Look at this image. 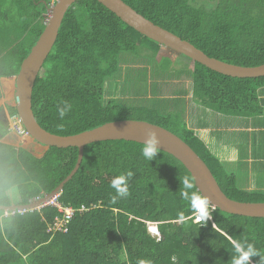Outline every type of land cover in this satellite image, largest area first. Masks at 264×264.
<instances>
[{
	"label": "trees",
	"instance_id": "trees-1",
	"mask_svg": "<svg viewBox=\"0 0 264 264\" xmlns=\"http://www.w3.org/2000/svg\"><path fill=\"white\" fill-rule=\"evenodd\" d=\"M123 1L210 57L241 66L264 63V0H215L213 7L195 0ZM50 2L0 0V78L17 74L44 28ZM159 46L98 1L77 0L65 13L33 86L37 122L51 133L72 135L113 120L149 121L188 143L228 197L264 202V189L238 186L234 174L194 133L193 124L182 119L184 109L167 110L161 102L166 98H149L146 89L138 93L143 102L115 97L126 90L116 80L121 62L151 60L153 86L163 83L158 82L162 74L164 81L176 83L184 73L189 81L184 96L215 112L244 116L256 112L264 76L231 77L195 61L173 67L169 56L155 58ZM141 49L150 53L141 54ZM139 69L127 79L129 88L137 78L147 85V75ZM65 103L71 108L61 118L59 108ZM16 113L14 105H7L8 116ZM9 132L0 108V205H24L50 193L67 177L78 149L48 146L38 157L1 141ZM143 146L123 139L85 145L79 168L58 191L59 201L76 209L67 230L53 229L60 213L48 205L23 212L0 209V264H232L237 244H252L259 255L251 257L250 264H264L263 217L214 207L211 219L194 222L191 201L180 195L184 177L193 184L189 193L200 195L189 171L160 149L155 159L146 160ZM128 172L129 194L118 197L112 181ZM82 205L85 211L79 210ZM148 223L155 224L157 235Z\"/></svg>",
	"mask_w": 264,
	"mask_h": 264
},
{
	"label": "water",
	"instance_id": "water-1",
	"mask_svg": "<svg viewBox=\"0 0 264 264\" xmlns=\"http://www.w3.org/2000/svg\"><path fill=\"white\" fill-rule=\"evenodd\" d=\"M77 0H55L48 6V17L43 30L31 46L28 54L21 61L14 81V106L20 116L24 128L34 141L58 148L77 147L76 163L70 173L50 193L45 194L39 200L28 204L0 205V209L30 210L46 201L55 192L63 188V185L73 176L79 168L83 157L85 145L102 140H127L143 144L147 133L151 130L157 132L160 138V150L165 151L179 160L189 171L194 185L200 195L209 204L222 211L264 218V202H244L231 199L218 185L211 170L195 150L170 130L140 119H119L103 123L89 130L72 135H58L44 129L36 120L32 109V90L46 57L52 49L58 36L59 27L69 7ZM113 12L128 26L146 36L150 40L165 46L192 61L198 62L218 73L239 78H254L264 76V63L256 66H241L221 61L210 57L202 50L194 46L188 40L182 39L173 32L153 23L145 16L137 12L123 0H96Z\"/></svg>",
	"mask_w": 264,
	"mask_h": 264
},
{
	"label": "crops",
	"instance_id": "crops-1",
	"mask_svg": "<svg viewBox=\"0 0 264 264\" xmlns=\"http://www.w3.org/2000/svg\"><path fill=\"white\" fill-rule=\"evenodd\" d=\"M14 81L15 76L0 78V86L2 84L1 89L2 92L5 90L6 98L14 92ZM257 98L256 112L244 116L222 115L193 101L189 107L192 106L193 115L200 108L201 118L188 115L185 120L189 125L193 124L194 133L223 164L225 170L234 174L238 186L247 190L264 189V86L259 88ZM203 117L206 118L204 121ZM9 134L1 141L13 144L8 139ZM32 141L34 144H31ZM32 141L31 149H34L29 151L41 156L47 147Z\"/></svg>",
	"mask_w": 264,
	"mask_h": 264
},
{
	"label": "rangeland",
	"instance_id": "rangeland-1",
	"mask_svg": "<svg viewBox=\"0 0 264 264\" xmlns=\"http://www.w3.org/2000/svg\"><path fill=\"white\" fill-rule=\"evenodd\" d=\"M54 1L55 0H51V2L49 3V6H51ZM195 2L197 4L207 3V7H213L215 0L213 2H212V0H195ZM208 4H209V6H208ZM46 14L48 16L49 13H46ZM140 52H141V54H147L148 55L150 53V50L149 49L148 50L147 49H141ZM162 56H169L172 59L171 60V66H173V67L176 66L177 62H179L180 66L184 65V63L189 64V65L192 64L191 59H189V58H187V57H185V56H183V55H181V54H179V53H177V52H175L169 48H166L165 46L160 45L157 52L155 53V58L159 59ZM143 63L147 64V65L144 66ZM152 64H153V61H151V60H150V63L147 60H142V61L137 62V63L132 62V61L131 62H121V71H120V74H118L119 76H117L118 78H116V80L118 82V86L120 88H122V89L124 88L126 90H125V93L124 92L117 93L115 95V97L120 98V99H125V98L130 97L132 100H129V101L138 100V98H140V102L141 101L143 102V100H141V97L139 96L141 94H138V93H141L142 91H144L146 89L147 95L149 98H152L153 96H154V99L156 96L157 97L160 96L161 98H166V99H163L161 102L165 103L164 108H167V110H178V111H180V109H181V111H183V109H184L182 119L186 120V117L188 115H191L192 117L195 115L196 119H200L201 118L200 108L197 109L196 113L193 115V108H192V106L189 107V104L191 105L193 103L192 97L184 96V94H186L185 92L187 91L184 87L186 86V84L189 83V81H187V79L185 77V74L184 73L181 74L179 76V77H181L180 80H176L175 81L176 83H174V81H170L171 79L170 80L166 79L164 81L163 78L166 75L163 76V74H162V76H160V77H163V78L158 82H163L166 85H168L169 87L166 88L163 83L157 84L156 86H153L152 85L153 81L150 79V75H149L151 72H153ZM139 67H140L139 70L141 71V73L147 75V82H146L147 85H145V83H143L140 78H137L135 82H132L131 88H129L128 87L129 83L126 81H127V79L129 80L131 78L130 77L131 75L136 73V69ZM167 73L168 72H166L165 74H167ZM138 76H140V75H138ZM133 79H135V77H133ZM130 84H131V82H130ZM1 86H2V84H1ZM2 88H3V86H2ZM107 89L109 90L108 92L106 91L107 96H108V94H110L111 91H110L109 86L107 87ZM126 92H128V93H126ZM132 92H135L138 95L137 96L133 95ZM2 94H3V97L0 98V108H2L3 115L6 117L7 124L9 125V118H8L9 116L7 115V105H14V96H13V94H10V95H8L9 97L6 98L7 96L5 95V90H4V92H2ZM220 114L226 115L224 113H220ZM205 119H206L205 117L202 118L203 121ZM9 133L10 134H9L8 139L10 140V142L13 143L12 145H14V146L17 145L18 147H23V148H26L28 150L33 151L32 149H34V148L31 149V147H32L31 144H34V142L32 141L33 139L30 136H22L20 134L15 133V132H9ZM31 141L33 143L30 144ZM32 154L37 155V152H35V153L33 152ZM13 193H14V191H13ZM147 227L149 230L152 229L153 231H155L154 230L155 224L148 223Z\"/></svg>",
	"mask_w": 264,
	"mask_h": 264
},
{
	"label": "clouds",
	"instance_id": "clouds-1",
	"mask_svg": "<svg viewBox=\"0 0 264 264\" xmlns=\"http://www.w3.org/2000/svg\"><path fill=\"white\" fill-rule=\"evenodd\" d=\"M70 108L71 106L68 105L67 103H65L64 107L59 108L60 117L63 118L66 115V113L70 110ZM143 144L144 146L142 148V156L148 161L155 159L158 154V149H160L159 146L160 138L158 137L157 132L155 130L149 131L147 133V137L143 142ZM131 176L132 173L128 172L127 177L125 175H120L113 179L111 186L116 190L118 197H126L129 194L126 180ZM190 179H191L190 177H184L183 180L180 181L183 184V189H184L180 192V195L184 199L190 200L193 209L197 211L201 216L207 217L208 215L207 204L209 203L199 194L189 193L188 190L193 188V184L190 182ZM116 198L117 197H113V201H115ZM154 230L155 231L150 230V232L157 235L156 226ZM235 247L238 255L233 258L232 264H250L251 257L259 255V253L255 250L252 244H248L247 248H244L239 244H237Z\"/></svg>",
	"mask_w": 264,
	"mask_h": 264
},
{
	"label": "built area",
	"instance_id": "built-area-1",
	"mask_svg": "<svg viewBox=\"0 0 264 264\" xmlns=\"http://www.w3.org/2000/svg\"><path fill=\"white\" fill-rule=\"evenodd\" d=\"M9 130L10 132H15L17 134H20L22 136H28L27 130L24 128L22 120L18 113L15 115L9 116ZM59 192H55L52 196H50L46 201L41 203L39 206H36L33 209L40 208L42 206H51L57 209V211L61 214H58L54 217L53 221V229L54 230H67V223L72 219L76 209L72 207L71 205H64L61 201H59ZM41 197H36L34 200H38ZM210 207V209H207L208 215L207 217L201 216L197 211L194 214V221L195 222H202L207 219H211V210L214 208L213 205L207 204V208ZM87 208L82 205L79 210H86ZM23 212L24 209L20 210H13L11 212Z\"/></svg>",
	"mask_w": 264,
	"mask_h": 264
},
{
	"label": "bare ground",
	"instance_id": "bare-ground-1",
	"mask_svg": "<svg viewBox=\"0 0 264 264\" xmlns=\"http://www.w3.org/2000/svg\"><path fill=\"white\" fill-rule=\"evenodd\" d=\"M152 230V229H151Z\"/></svg>",
	"mask_w": 264,
	"mask_h": 264
}]
</instances>
